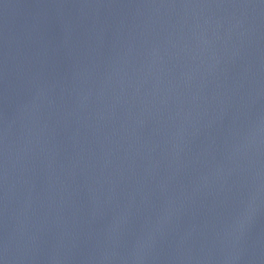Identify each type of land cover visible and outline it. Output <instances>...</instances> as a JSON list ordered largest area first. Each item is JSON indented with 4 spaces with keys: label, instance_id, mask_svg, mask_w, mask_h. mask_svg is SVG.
Returning <instances> with one entry per match:
<instances>
[{
    "label": "water",
    "instance_id": "water-1",
    "mask_svg": "<svg viewBox=\"0 0 264 264\" xmlns=\"http://www.w3.org/2000/svg\"><path fill=\"white\" fill-rule=\"evenodd\" d=\"M0 264H264V0H0Z\"/></svg>",
    "mask_w": 264,
    "mask_h": 264
}]
</instances>
